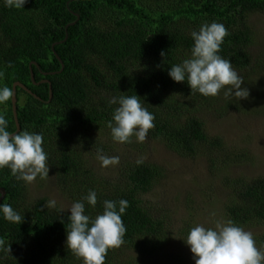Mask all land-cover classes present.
Here are the masks:
<instances>
[{
    "label": "trees",
    "instance_id": "trees-1",
    "mask_svg": "<svg viewBox=\"0 0 264 264\" xmlns=\"http://www.w3.org/2000/svg\"><path fill=\"white\" fill-rule=\"evenodd\" d=\"M256 13L264 15V0H28L22 9L0 0V87L13 91L19 82L31 91L17 88L21 131L42 134L49 174L71 202L82 201L90 190L97 193L95 208L85 201V214L95 219L105 200L129 203L122 216L124 243L108 251L105 264H137L132 253L156 256L167 243L165 221L144 205L162 169L129 163L117 179H109L89 162L97 134L111 133L107 125L118 105L109 101L139 96L155 117L147 139L182 158L207 156L216 170L225 146L209 135L203 114L214 109L223 115L237 104L236 97L226 98L223 90L225 100L220 94L191 93L168 70L190 58L192 31L218 22L228 32L219 54L231 60L243 85H250L253 76L264 74V50L253 51L257 32L250 18ZM0 112L15 133L12 98ZM226 181L232 188L225 205L228 220L264 229V177ZM0 188L6 192L3 203L24 216L13 224L0 214V240L5 249L10 246V252L0 250V264H83L65 245L70 213L47 207L48 198L31 199L28 183L9 168L0 169ZM258 241L264 245V233Z\"/></svg>",
    "mask_w": 264,
    "mask_h": 264
},
{
    "label": "clouds",
    "instance_id": "clouds-1",
    "mask_svg": "<svg viewBox=\"0 0 264 264\" xmlns=\"http://www.w3.org/2000/svg\"><path fill=\"white\" fill-rule=\"evenodd\" d=\"M27 2L3 0L4 6L10 9H22ZM227 35L225 25L218 22L205 23L198 31H192L191 56L180 64L170 66L169 77L176 83L186 82L191 93L198 92L205 97H215L223 90L226 96L247 99L249 91L242 87L243 77L232 67L230 59L219 54ZM12 96L11 88L0 87V105ZM109 103L118 105L107 125L114 142L129 143L133 136L137 142H145L149 130L155 127V117L143 107L141 98L137 95L121 96ZM8 127V120L0 112V169L9 168L18 181L28 184L38 176L40 179L48 178L50 168L47 153L42 147V134L26 130L13 133ZM101 161L104 167H108L118 164L119 158L102 156ZM85 201L95 208L97 193L90 190L82 201H76L68 209L70 215L65 245L74 256L82 259L83 264H105L108 251L124 243L126 226L122 216L129 203L124 199L105 200L102 214L93 219L85 214ZM55 205L52 200L47 207ZM0 214L9 223L21 224L24 220V216L8 203H0ZM183 241L190 248L195 264H264V252L256 247L253 233L231 220L217 223L215 228L196 225L190 228ZM0 250L10 252V246L5 249L4 242L0 240Z\"/></svg>",
    "mask_w": 264,
    "mask_h": 264
},
{
    "label": "rangeland",
    "instance_id": "rangeland-1",
    "mask_svg": "<svg viewBox=\"0 0 264 264\" xmlns=\"http://www.w3.org/2000/svg\"><path fill=\"white\" fill-rule=\"evenodd\" d=\"M250 24L257 32L253 51L259 55L264 50V15L253 14ZM249 82L250 85H242L249 91L247 99L236 97L238 105L228 107L225 113L222 111L223 115L214 109L203 114L209 135L220 138L225 146L217 155L216 170L211 169L207 156L182 158L159 141L147 139L140 143L133 136L129 143L121 144L114 142L109 132L97 134L99 143L88 158L99 174L117 179L127 164L136 162L158 165L162 169V177L144 197V205L165 221L167 243L156 256L132 253L137 264H195L183 240L196 225L215 228L217 223L229 221L225 205L232 188L227 185V178L250 181L264 177V74L253 76ZM225 97L235 98L234 95ZM225 97L220 94L223 100ZM21 98L23 104L25 96ZM223 100L216 106L219 110ZM238 155H245V160L235 162ZM102 156L118 157L119 163L104 167ZM225 158L227 162L232 158L234 163L225 162ZM28 187L31 199L54 200L56 208L70 213L68 209L73 202L61 193L54 174L45 179L38 176ZM243 229L253 233L256 247L264 252V245L258 241L264 229Z\"/></svg>",
    "mask_w": 264,
    "mask_h": 264
},
{
    "label": "water",
    "instance_id": "water-1",
    "mask_svg": "<svg viewBox=\"0 0 264 264\" xmlns=\"http://www.w3.org/2000/svg\"><path fill=\"white\" fill-rule=\"evenodd\" d=\"M32 80L34 82V76L32 75ZM49 81H46L44 80L43 83H48ZM17 88H21L23 90H25L26 92H29L31 94V91L26 88L22 83H15L13 85V96H12V105H13V113H14V118H15V123H16V127H17V131H21V126L19 124V120H18V113H17V103H18V98H17ZM50 95H51V99H52V96H53V93H52V86L50 85ZM0 194L2 196V198H0V203H3V200L6 196V192L4 189L0 188Z\"/></svg>",
    "mask_w": 264,
    "mask_h": 264
}]
</instances>
